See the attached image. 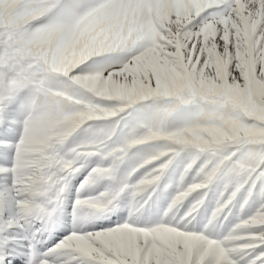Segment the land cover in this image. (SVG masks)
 <instances>
[{"label": "snow or ice", "instance_id": "6c2138e0", "mask_svg": "<svg viewBox=\"0 0 264 264\" xmlns=\"http://www.w3.org/2000/svg\"><path fill=\"white\" fill-rule=\"evenodd\" d=\"M0 264H264V0H0Z\"/></svg>", "mask_w": 264, "mask_h": 264}]
</instances>
